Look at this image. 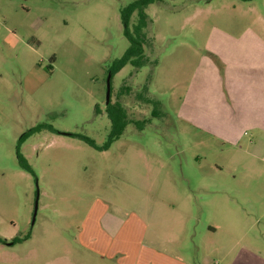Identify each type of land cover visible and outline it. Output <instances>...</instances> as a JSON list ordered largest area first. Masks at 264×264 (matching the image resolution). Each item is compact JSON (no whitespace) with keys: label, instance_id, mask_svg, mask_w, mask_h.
<instances>
[{"label":"rangeland","instance_id":"1","mask_svg":"<svg viewBox=\"0 0 264 264\" xmlns=\"http://www.w3.org/2000/svg\"><path fill=\"white\" fill-rule=\"evenodd\" d=\"M134 1L0 0V238L21 240L0 243V264L96 263L78 234L99 203L123 218L160 213L159 247L183 244L191 264H237L240 246L245 264H264V173L211 134L206 98L232 41L264 42V0L150 4L147 63L110 77L130 122L98 149L81 137L108 141L107 70L128 48Z\"/></svg>","mask_w":264,"mask_h":264},{"label":"crops","instance_id":"2","mask_svg":"<svg viewBox=\"0 0 264 264\" xmlns=\"http://www.w3.org/2000/svg\"><path fill=\"white\" fill-rule=\"evenodd\" d=\"M227 56V67L222 71H212L207 93V125L212 135L222 139L233 148L250 157L253 165L260 164L264 173V42L255 39L232 41ZM256 160L258 162L256 163ZM101 203L87 216L81 225L78 241L91 254L97 256L94 264H191L181 253L178 245L172 254L164 252L161 246L165 238L158 241L164 221L157 213L153 219H144L138 212L119 217L106 214ZM228 220L230 215H221ZM226 217V218H225ZM264 218L259 214L257 219ZM235 219V218H232ZM174 220V219H173ZM237 220H240L239 218ZM175 224L177 223L174 221ZM151 225L153 229H151ZM229 226V224H227ZM226 226V227H227ZM209 234L217 233V226L209 225ZM151 243H147L150 233ZM230 232V231H228ZM241 233L237 232V246L242 244ZM149 238V237H148ZM152 238L157 241L153 242ZM135 247L139 250L136 251ZM241 253L243 249L239 247ZM241 253L237 264H245ZM261 256L260 254H256ZM244 257V256H243ZM262 257V256H261ZM196 264H201L197 262ZM256 264V262H253Z\"/></svg>","mask_w":264,"mask_h":264},{"label":"trees","instance_id":"3","mask_svg":"<svg viewBox=\"0 0 264 264\" xmlns=\"http://www.w3.org/2000/svg\"><path fill=\"white\" fill-rule=\"evenodd\" d=\"M158 0H135L129 6H127L122 12V23L124 26L125 36L128 40V48L119 59L114 60L109 66L107 72L113 76V74L120 71L124 66L130 64L135 69L143 67L148 59L144 54V45L146 42V35L143 32L145 28L149 26L151 20L146 14V8ZM133 13H136V22L129 28L130 17ZM107 118L110 122V132L108 135V141L102 147H97L93 140L87 137H81L87 144L98 149H107L109 145L117 140L126 125L130 122L127 120L124 108L120 103H111L110 101L105 107ZM17 159L20 167L26 172H31L29 165L25 159L17 154ZM19 239H12L7 241L6 239L0 238L1 244H14L20 242Z\"/></svg>","mask_w":264,"mask_h":264},{"label":"water","instance_id":"4","mask_svg":"<svg viewBox=\"0 0 264 264\" xmlns=\"http://www.w3.org/2000/svg\"><path fill=\"white\" fill-rule=\"evenodd\" d=\"M110 77H111V74L108 73L107 78H106V104H108V102H109Z\"/></svg>","mask_w":264,"mask_h":264}]
</instances>
